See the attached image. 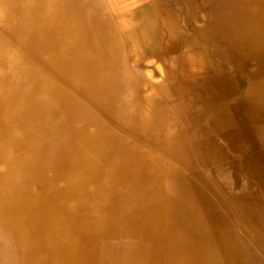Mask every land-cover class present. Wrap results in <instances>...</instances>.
Here are the masks:
<instances>
[{
  "label": "bare ground",
  "instance_id": "bare-ground-1",
  "mask_svg": "<svg viewBox=\"0 0 264 264\" xmlns=\"http://www.w3.org/2000/svg\"><path fill=\"white\" fill-rule=\"evenodd\" d=\"M0 264H264V0H0Z\"/></svg>",
  "mask_w": 264,
  "mask_h": 264
},
{
  "label": "rangeland",
  "instance_id": "rangeland-1",
  "mask_svg": "<svg viewBox=\"0 0 264 264\" xmlns=\"http://www.w3.org/2000/svg\"><path fill=\"white\" fill-rule=\"evenodd\" d=\"M151 70V69H150Z\"/></svg>",
  "mask_w": 264,
  "mask_h": 264
}]
</instances>
